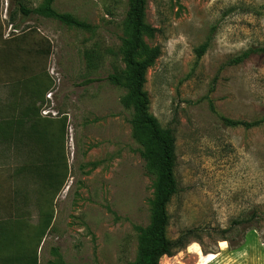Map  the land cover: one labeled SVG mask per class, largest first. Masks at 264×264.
<instances>
[{
    "label": "rangeland",
    "instance_id": "374dc122",
    "mask_svg": "<svg viewBox=\"0 0 264 264\" xmlns=\"http://www.w3.org/2000/svg\"><path fill=\"white\" fill-rule=\"evenodd\" d=\"M42 1L0 0L2 115L12 131L30 130L28 112L46 119L37 144L20 139L17 151L0 140V186L47 189L65 182V204L58 205L42 264L134 262L135 226L150 225L155 180L132 135L134 110L122 102L128 91L107 79L124 67L130 0L54 2L89 30L20 10ZM147 1V22L158 32L144 39L162 52L147 71L145 90L150 112L176 138L179 191L168 207V237L193 231L187 246L160 264H264V125L228 127L220 118L264 116V54L227 65L264 47V0ZM208 40L198 60L196 49ZM87 53L95 54L90 63ZM100 121L107 144L91 154V125L100 128ZM31 147L35 169L19 171L34 159Z\"/></svg>",
    "mask_w": 264,
    "mask_h": 264
},
{
    "label": "trees",
    "instance_id": "16d2710c",
    "mask_svg": "<svg viewBox=\"0 0 264 264\" xmlns=\"http://www.w3.org/2000/svg\"><path fill=\"white\" fill-rule=\"evenodd\" d=\"M55 1L43 0L36 8H26L21 5L20 10L26 16L41 15L69 27L88 30L92 28L90 24L80 20L73 14L58 11L54 7ZM147 6V0H130L125 19L127 38L123 40L121 46L124 67L116 69L107 78L116 86L125 88L128 91L122 102L127 108L133 107L134 110L133 118L130 121L132 135L141 147L139 152L145 161L147 172L155 180V199L152 204L151 222L148 227L135 226L138 242L137 260L128 264H160L164 256H173L177 250L186 247L191 234H193V231H186L177 240H171L168 237L170 225L168 207L179 191L175 175L177 164L176 138L173 130L169 127H163L160 121L150 112V97L145 90L147 71L155 65L162 52L160 46L151 47L144 39L145 36L154 37L158 32L157 28L147 22ZM209 46L210 41L208 40L196 49L198 60L203 57ZM49 53L50 51H47V54ZM255 54H264V47L250 48L230 59L227 65L241 64ZM86 58L90 63L95 58V54L87 53ZM92 81L94 79H89L87 82ZM28 115L31 123L29 131H26V129L12 131L5 119L0 122V140L11 143L17 151L20 150V139L32 140L36 144L41 141L43 132L39 130V126L46 119H41L38 110L28 112ZM220 118L223 124L228 127L250 129L264 125V116L252 121L233 120L223 116ZM49 124L51 125V123ZM65 128L66 125L62 122L63 135L65 134ZM34 148L36 149V147ZM36 154V150L34 151L32 147L29 148L28 155L34 159L27 162L26 167L19 169V171L35 169L34 166V168H31L30 163L36 162ZM51 185L52 183H50ZM64 185L65 182H62L54 189L56 191L60 190ZM54 196H56V192ZM15 211L18 213L20 209L18 208ZM52 218L53 215L50 219H41L45 233L40 235L38 246L50 229ZM24 225L25 220L20 214H17L14 218L0 221V264H39L37 250L32 251L30 243L21 239ZM3 238H5V241L1 242ZM3 252L6 254L5 257H3Z\"/></svg>",
    "mask_w": 264,
    "mask_h": 264
},
{
    "label": "crops",
    "instance_id": "0c3cea01",
    "mask_svg": "<svg viewBox=\"0 0 264 264\" xmlns=\"http://www.w3.org/2000/svg\"><path fill=\"white\" fill-rule=\"evenodd\" d=\"M8 63H11V61H4L3 65L8 66ZM16 100H18V97H14V102L10 103L13 115H15V112H17L19 106V103L16 102ZM11 101H13V99H11ZM4 119L5 118L2 115V110L0 109V122ZM91 126L92 129L90 132V139L91 143H94L92 147L95 148L90 152L91 154H94L95 152L98 155V151H102L103 145L107 144V127L105 124L103 134L102 121H100V128L97 124H93ZM65 187L66 186L64 185L60 190L56 191L54 187H49L47 189L39 187L36 189H29L0 186V221L14 218L17 214H20V216L23 217V219L25 220V225L23 227V235L21 239L30 243V249L32 251L37 250L39 264H42V250L45 242L50 233L55 228V223L59 213L58 205L62 206L63 204H65L63 202V193L65 192ZM55 192L56 196H54ZM17 194L21 196L16 197ZM16 205H19L21 208H19L20 211L18 213L15 211L16 209H14ZM52 215L53 218L51 221V227L44 235L40 245L38 246L40 235L42 233H45L41 219H50ZM4 241L5 238L1 240V242ZM5 256V252H3V257ZM48 264H50V261H48Z\"/></svg>",
    "mask_w": 264,
    "mask_h": 264
},
{
    "label": "built area",
    "instance_id": "2783aa9c",
    "mask_svg": "<svg viewBox=\"0 0 264 264\" xmlns=\"http://www.w3.org/2000/svg\"><path fill=\"white\" fill-rule=\"evenodd\" d=\"M45 114H46V115L49 114V111L45 112L44 115H45Z\"/></svg>",
    "mask_w": 264,
    "mask_h": 264
}]
</instances>
